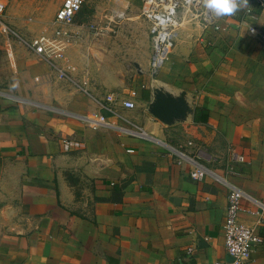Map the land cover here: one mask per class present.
Returning <instances> with one entry per match:
<instances>
[{"label": "crops", "instance_id": "1", "mask_svg": "<svg viewBox=\"0 0 264 264\" xmlns=\"http://www.w3.org/2000/svg\"><path fill=\"white\" fill-rule=\"evenodd\" d=\"M249 6L230 17L212 15L213 26L198 22L201 33L191 48L171 53L163 78L169 91L187 92L194 114L185 123L165 127L153 119L150 86L141 79L123 96L111 93L135 104L133 110L116 105L115 114L73 88L68 76L56 78L50 90L33 69L3 81L0 264L229 260L228 188L217 178L264 203V42L248 33L264 29V11ZM25 56L29 66L33 57ZM92 113L108 125L93 131L82 120ZM206 115L207 122L194 121ZM175 133L192 141L183 144ZM60 138L84 148L63 153ZM231 147L247 160L234 167L235 175L226 174ZM177 152L193 153L186 156L209 174L190 178L194 166L178 164ZM242 209L240 222L263 239L247 264H264V213L247 200Z\"/></svg>", "mask_w": 264, "mask_h": 264}, {"label": "rangeland", "instance_id": "2", "mask_svg": "<svg viewBox=\"0 0 264 264\" xmlns=\"http://www.w3.org/2000/svg\"><path fill=\"white\" fill-rule=\"evenodd\" d=\"M62 1L4 0L6 9L2 21L9 32L0 31V85L26 69L38 71L41 84L43 82L49 90L56 78L64 79L28 47L33 39L52 35L55 13ZM140 8L141 0H82L81 12L74 22V38L65 51L66 65L69 66L65 71L73 88L80 93L86 91L101 103H106L109 94L123 96L136 88L137 79H141L144 86L157 85L155 82L158 80H161L159 85L165 86L163 72L168 62L155 75L148 71L150 28L147 19L141 16ZM122 12L124 16L118 18L116 13ZM179 18V36L171 53L178 48L182 53L188 51L191 41L201 33L198 22L202 21V16L191 17L183 9ZM25 54L33 57L29 66L25 65ZM134 63L141 67L143 75L136 73ZM59 67L62 68L61 65ZM36 81L39 82L38 79ZM187 133L192 134L193 129H188ZM185 135L175 133L173 138L185 144L191 140Z\"/></svg>", "mask_w": 264, "mask_h": 264}, {"label": "built area", "instance_id": "3", "mask_svg": "<svg viewBox=\"0 0 264 264\" xmlns=\"http://www.w3.org/2000/svg\"><path fill=\"white\" fill-rule=\"evenodd\" d=\"M258 9L264 11V0H249ZM82 0H63L55 13L53 24L55 29L51 36L35 38L29 43L31 51L46 60L49 65L57 71V75L66 78L65 51L70 47L74 38V25L77 15L81 12ZM6 3L0 0V31L7 34L8 27L3 23ZM186 9L190 16H202V25L213 26L214 19L212 14L208 13L202 5L201 0H141L140 14L147 19L150 28L151 55L148 61V71L155 75L167 62L169 55L174 47L175 41L179 36L181 26L179 13ZM200 10V12H198ZM118 18L124 16V12L116 13ZM250 35L260 38L264 42V29L250 27ZM61 65V69L59 67ZM134 92L131 97H134ZM106 105L103 108L110 114H115V106L120 105L124 109L133 110L135 104L131 99H119L114 94L106 97ZM83 122L93 130L107 126L106 118L98 113H92L82 118ZM59 147L63 153H70L84 148V144L79 140L69 138H60ZM188 146H192L188 143ZM132 152V151H129ZM178 164L188 162L194 166L190 172V178L194 180H203L208 174V170L189 158L182 152H177ZM247 162L244 155L240 154L236 148L231 147L228 151V163L226 165V174L235 175L234 167ZM228 188L227 207L223 224L224 247L228 261H216L211 264H247L253 250L261 245L263 239L255 231L240 222L239 215L242 209V201L247 200L257 206L264 213V203L257 202L240 191L235 186L229 184L225 179H218ZM258 215V212H255ZM192 249H186V254L190 255Z\"/></svg>", "mask_w": 264, "mask_h": 264}, {"label": "water", "instance_id": "4", "mask_svg": "<svg viewBox=\"0 0 264 264\" xmlns=\"http://www.w3.org/2000/svg\"><path fill=\"white\" fill-rule=\"evenodd\" d=\"M136 73L143 74L141 67L134 63ZM151 97L147 105V113L165 127L187 122L194 114L187 92L169 91L163 85L150 86Z\"/></svg>", "mask_w": 264, "mask_h": 264}, {"label": "clouds", "instance_id": "5", "mask_svg": "<svg viewBox=\"0 0 264 264\" xmlns=\"http://www.w3.org/2000/svg\"><path fill=\"white\" fill-rule=\"evenodd\" d=\"M204 9L215 18L230 17L251 7L249 0H201Z\"/></svg>", "mask_w": 264, "mask_h": 264}, {"label": "trees", "instance_id": "6", "mask_svg": "<svg viewBox=\"0 0 264 264\" xmlns=\"http://www.w3.org/2000/svg\"><path fill=\"white\" fill-rule=\"evenodd\" d=\"M207 117H208V115H206V117L205 118H202V120L201 121H199L198 120V118H195V122H202V123H205V122H207Z\"/></svg>", "mask_w": 264, "mask_h": 264}, {"label": "bare ground", "instance_id": "7", "mask_svg": "<svg viewBox=\"0 0 264 264\" xmlns=\"http://www.w3.org/2000/svg\"><path fill=\"white\" fill-rule=\"evenodd\" d=\"M119 7V6H118ZM155 84H156V82H155Z\"/></svg>", "mask_w": 264, "mask_h": 264}]
</instances>
